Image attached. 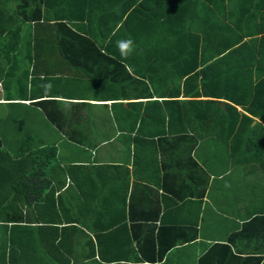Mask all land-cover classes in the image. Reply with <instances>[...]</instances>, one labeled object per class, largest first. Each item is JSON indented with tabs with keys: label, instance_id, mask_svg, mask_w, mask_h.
<instances>
[{
	"label": "crops",
	"instance_id": "1",
	"mask_svg": "<svg viewBox=\"0 0 264 264\" xmlns=\"http://www.w3.org/2000/svg\"><path fill=\"white\" fill-rule=\"evenodd\" d=\"M223 2L238 23L251 8L250 46ZM40 4L0 60V130L7 151H56L45 216L77 232H60L68 252L61 237L8 240L0 264H264V0ZM213 82L236 99L195 93ZM212 99L237 107L236 124L215 123Z\"/></svg>",
	"mask_w": 264,
	"mask_h": 264
},
{
	"label": "trees",
	"instance_id": "2",
	"mask_svg": "<svg viewBox=\"0 0 264 264\" xmlns=\"http://www.w3.org/2000/svg\"><path fill=\"white\" fill-rule=\"evenodd\" d=\"M41 1L44 0H33V3H31V0H0V60L11 59L15 46L19 47V44L23 41L21 33L24 27L31 24L34 19H40L38 17L39 15L29 10L32 8H40ZM223 7H227L230 10L229 15L223 14L229 35L237 34L238 29L244 31L240 39L248 36L250 40L248 39L249 42L246 43L250 46L253 43V31L251 29L252 18L249 16L252 12L251 8L243 14L241 23H238L236 20L237 12L235 10V3L223 2ZM214 13L221 18L222 13L219 6L215 5ZM216 23L217 21L213 19V26ZM233 30L236 32H233ZM32 41L37 42L36 40ZM234 44L235 40L227 43L226 50H229ZM224 49L225 47L223 48V52L226 51ZM237 50L239 51V48L235 47L231 54L238 52ZM222 54L226 56L231 55L229 51ZM215 67H217V64H213V75H216L218 72V68L215 69ZM199 75H201L200 71L194 76L198 78ZM28 79L29 75L26 76V83ZM213 80H219V77L213 76ZM189 85L186 84L185 89ZM193 86L197 94L207 93L213 94L214 98H225L227 96L230 100L236 99L232 93L228 92L226 84L222 85L218 82H213L211 84L199 85L195 83ZM201 88L203 90H200ZM38 103L42 104L43 102ZM210 107L215 112L214 114H217L215 123L227 125L236 124L239 116H236L237 107L235 105L228 103L224 108L219 105V100L212 99ZM7 150L5 137L0 130V189L4 190H0V252L6 251L8 240L11 241V245L14 248L18 246L23 247V245L27 247L29 240H42L46 236L61 237V230H64V233H67L69 230V234L72 231L77 232V228L75 227L61 229L59 224L52 222L45 216L46 211H44L43 203L47 188L44 186L49 183L46 180L48 176L46 174L49 172L56 151L50 148L33 149L28 146L18 147L17 150H13L10 147L9 151ZM39 185L40 187L37 188ZM9 189L12 190L9 191ZM84 204L88 205L86 202L82 203V205ZM46 219L49 220L47 223L44 221ZM67 224L74 226L72 224H75V221H69ZM84 224L87 229L89 224ZM81 230L85 233L83 229ZM88 230L92 231L93 227H90ZM21 240L23 242L19 244ZM63 246V238L61 237V250L62 252H66L67 250L62 249ZM22 257H25V254L22 253ZM84 259L85 257L80 256V264L86 262ZM67 262L68 264H77L76 256L71 255L67 258Z\"/></svg>",
	"mask_w": 264,
	"mask_h": 264
},
{
	"label": "clouds",
	"instance_id": "3",
	"mask_svg": "<svg viewBox=\"0 0 264 264\" xmlns=\"http://www.w3.org/2000/svg\"><path fill=\"white\" fill-rule=\"evenodd\" d=\"M116 47L119 51L120 57L123 60H126L128 57H130L135 49H136V44L133 38H124L116 41ZM45 91H50L52 88L51 84L44 85Z\"/></svg>",
	"mask_w": 264,
	"mask_h": 264
},
{
	"label": "rangeland",
	"instance_id": "4",
	"mask_svg": "<svg viewBox=\"0 0 264 264\" xmlns=\"http://www.w3.org/2000/svg\"><path fill=\"white\" fill-rule=\"evenodd\" d=\"M54 160V158L52 159V161Z\"/></svg>",
	"mask_w": 264,
	"mask_h": 264
}]
</instances>
